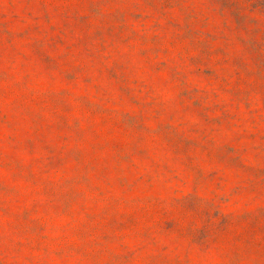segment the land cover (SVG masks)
I'll use <instances>...</instances> for the list:
<instances>
[{"label": "rangeland", "instance_id": "obj_1", "mask_svg": "<svg viewBox=\"0 0 264 264\" xmlns=\"http://www.w3.org/2000/svg\"><path fill=\"white\" fill-rule=\"evenodd\" d=\"M0 264H264V0H0Z\"/></svg>", "mask_w": 264, "mask_h": 264}]
</instances>
